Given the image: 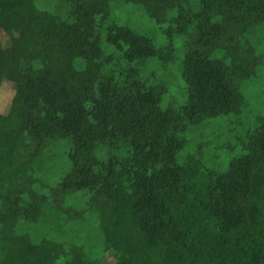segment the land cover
Masks as SVG:
<instances>
[{"label":"trees","instance_id":"1","mask_svg":"<svg viewBox=\"0 0 264 264\" xmlns=\"http://www.w3.org/2000/svg\"><path fill=\"white\" fill-rule=\"evenodd\" d=\"M115 1L65 0L60 19L35 0H0V82L11 78L14 90L0 114V264H105L79 246L17 233V222H36L49 201L67 219L83 216L64 207L75 193L98 215L112 264H264V116L225 172L205 170L201 152L176 163L190 126L242 113L241 84L261 63L246 36L264 25V0H198L197 12L187 0H124L157 25L176 11L163 48L108 23ZM103 29L127 64H168L172 37H184L186 104L161 108L166 87L147 85L134 66L107 70ZM11 68L24 69L21 79ZM62 139L71 142V170L44 198L32 190L34 164ZM104 147L123 156L99 159Z\"/></svg>","mask_w":264,"mask_h":264},{"label":"rangeland","instance_id":"2","mask_svg":"<svg viewBox=\"0 0 264 264\" xmlns=\"http://www.w3.org/2000/svg\"><path fill=\"white\" fill-rule=\"evenodd\" d=\"M187 1L193 11H199L198 0ZM35 2L39 9L46 10L60 19H66L69 4L65 0H35ZM175 16L176 11H170L168 22L157 25L142 7L118 0L111 5V17L108 23L128 27L136 34L149 38L156 48H163L168 42L165 31L170 27L169 20ZM246 37L261 57V63L256 70V75L241 84V91L245 98L242 113L239 116L212 118L198 126H190L185 135L186 145L176 156L178 165H183L188 157L201 152L205 170H213L218 174L225 172L230 162L243 154L242 143H245L247 133L255 127L256 116H264V25H257L250 29ZM172 42L174 54L168 64H163L155 58L127 64L122 61L119 51L106 44L105 29L101 33V49L109 60L107 70L114 69L119 75L120 72L126 73L130 66H134L140 71V79L147 85L163 84L166 87V92L161 98V108L181 109L188 99L187 89L181 76L186 46L184 37L179 35H174ZM218 55L215 53L214 57ZM23 70L11 68L10 77L14 75L15 80L21 79ZM11 81V78H3L0 82L1 115L8 112L14 95ZM71 149L69 139L49 143L34 164L32 176L36 181L32 186L33 192L44 198H50L51 191L71 170L68 158ZM102 151L109 152L105 147L102 150L97 149L96 154L99 159L104 158ZM109 153L115 157L123 156L122 150ZM86 201L87 197L84 193H75L67 197L64 207H71L77 212L85 211L83 216H76L74 219H67L66 216L55 212L49 201L36 222L27 223L19 220L17 233H27L36 244L44 238L62 243L66 248L76 245L83 249L88 259L112 264L113 257L105 251L103 246L105 238L99 228L98 215L85 209Z\"/></svg>","mask_w":264,"mask_h":264}]
</instances>
